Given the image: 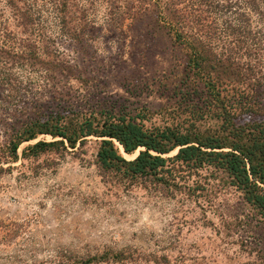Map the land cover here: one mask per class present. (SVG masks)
I'll return each mask as SVG.
<instances>
[{"label":"rangeland","instance_id":"374dc122","mask_svg":"<svg viewBox=\"0 0 264 264\" xmlns=\"http://www.w3.org/2000/svg\"><path fill=\"white\" fill-rule=\"evenodd\" d=\"M26 3L32 16L23 31L0 0L10 32L0 35V264H80L103 251L120 256L87 264H264V218L220 169L184 175L181 190L120 181L99 172L94 137L75 150L22 154L50 139L43 134L9 158L14 130L62 107L124 113L144 127L189 120L174 92L185 55L155 7L66 0L58 22L51 0L18 2Z\"/></svg>","mask_w":264,"mask_h":264},{"label":"trees","instance_id":"16d2710c","mask_svg":"<svg viewBox=\"0 0 264 264\" xmlns=\"http://www.w3.org/2000/svg\"><path fill=\"white\" fill-rule=\"evenodd\" d=\"M138 1L145 9L156 8L157 19L185 55L174 92L188 124L144 127L124 113L62 107L14 130L8 140L9 158H16L22 141L39 134L50 139L26 145L22 154L35 156L53 147L75 150L94 137L102 176L127 182L149 178L163 188L181 190L179 179L210 166L226 172L244 201L264 218V0ZM4 2L16 24L27 30L32 16L28 3L22 8L20 0ZM51 2L62 22L66 0ZM212 10L214 16L208 17ZM4 25L0 23L2 36L10 33ZM205 119L217 127L201 130L195 125ZM119 256L103 251L79 263Z\"/></svg>","mask_w":264,"mask_h":264},{"label":"water","instance_id":"95a60500","mask_svg":"<svg viewBox=\"0 0 264 264\" xmlns=\"http://www.w3.org/2000/svg\"><path fill=\"white\" fill-rule=\"evenodd\" d=\"M120 147V146H119ZM121 149V148H120ZM137 154V151H135V154L133 155V157Z\"/></svg>","mask_w":264,"mask_h":264},{"label":"bare ground","instance_id":"6f19581e","mask_svg":"<svg viewBox=\"0 0 264 264\" xmlns=\"http://www.w3.org/2000/svg\"><path fill=\"white\" fill-rule=\"evenodd\" d=\"M120 149V148H119Z\"/></svg>","mask_w":264,"mask_h":264}]
</instances>
